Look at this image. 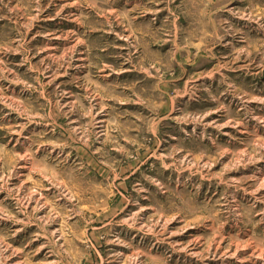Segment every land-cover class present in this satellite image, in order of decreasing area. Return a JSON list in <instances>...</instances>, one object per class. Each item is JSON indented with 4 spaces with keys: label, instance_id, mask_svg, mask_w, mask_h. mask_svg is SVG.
<instances>
[{
    "label": "rangeland",
    "instance_id": "1",
    "mask_svg": "<svg viewBox=\"0 0 264 264\" xmlns=\"http://www.w3.org/2000/svg\"><path fill=\"white\" fill-rule=\"evenodd\" d=\"M0 264H264V0H0Z\"/></svg>",
    "mask_w": 264,
    "mask_h": 264
}]
</instances>
